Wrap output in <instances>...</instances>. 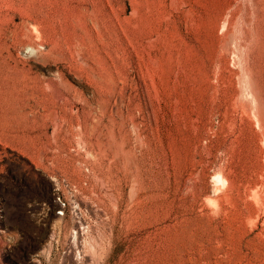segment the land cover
I'll return each instance as SVG.
<instances>
[{
  "label": "rangeland",
  "instance_id": "obj_1",
  "mask_svg": "<svg viewBox=\"0 0 264 264\" xmlns=\"http://www.w3.org/2000/svg\"><path fill=\"white\" fill-rule=\"evenodd\" d=\"M0 264H264V0H0Z\"/></svg>",
  "mask_w": 264,
  "mask_h": 264
},
{
  "label": "bare ground",
  "instance_id": "obj_2",
  "mask_svg": "<svg viewBox=\"0 0 264 264\" xmlns=\"http://www.w3.org/2000/svg\"><path fill=\"white\" fill-rule=\"evenodd\" d=\"M90 14H91V13H90ZM92 14H93V13H92ZM138 16H139V15H138ZM93 17H94V15H93ZM139 17H140V16H139ZM139 17H138V18H139ZM130 19H131V18H130ZM136 19H137V18H136ZM139 19H140V18H139ZM144 20H145V19H144ZM130 21H131V20H130ZM128 23H129V22H128ZM133 27H134V26H133ZM154 43H155V42H154Z\"/></svg>",
  "mask_w": 264,
  "mask_h": 264
}]
</instances>
